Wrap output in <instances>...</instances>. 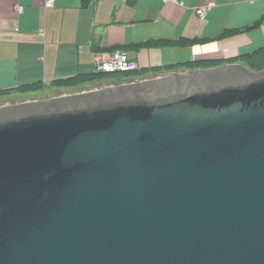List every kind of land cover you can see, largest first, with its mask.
Listing matches in <instances>:
<instances>
[{
	"label": "water",
	"instance_id": "95a60500",
	"mask_svg": "<svg viewBox=\"0 0 264 264\" xmlns=\"http://www.w3.org/2000/svg\"><path fill=\"white\" fill-rule=\"evenodd\" d=\"M0 264H264V69L1 105Z\"/></svg>",
	"mask_w": 264,
	"mask_h": 264
},
{
	"label": "crops",
	"instance_id": "0c3cea01",
	"mask_svg": "<svg viewBox=\"0 0 264 264\" xmlns=\"http://www.w3.org/2000/svg\"><path fill=\"white\" fill-rule=\"evenodd\" d=\"M228 28L244 30L216 38ZM152 39L172 43L134 45ZM263 47L264 0H0V103L114 82L109 76L55 84L99 75L97 55L115 48L139 61L145 78L170 72L162 70L167 66L181 71L191 69L184 63L230 61ZM37 84L42 87L18 90Z\"/></svg>",
	"mask_w": 264,
	"mask_h": 264
},
{
	"label": "trees",
	"instance_id": "16d2710c",
	"mask_svg": "<svg viewBox=\"0 0 264 264\" xmlns=\"http://www.w3.org/2000/svg\"><path fill=\"white\" fill-rule=\"evenodd\" d=\"M249 28V27H248ZM244 29H227L225 31H223L219 36H217L216 38H225V37H229V36H232L234 34H237L241 31H243ZM195 41V40H194ZM194 41H187V40H180L178 43H181V44H188L190 42H194ZM172 43V41L170 40H147L144 41V42H140V43H137V44H134L138 47L140 46H153V45H157V46H160V45H167L169 43ZM119 48V47H117ZM115 48V49H117ZM122 48V47H120ZM239 60H241L242 63L248 65L251 69H254V70H262L264 69V47L263 48H260L258 49L257 51H254L252 53H249V54H245L243 56H241L240 58H235V59H231L230 61H193V62H189V63H184L182 64L180 67H183V68H196V67H209V66H216L219 65V64H223V63H226V62H238ZM177 67L174 66V65H171V66H167L165 67V69H162V70H167V71H173L175 70ZM156 70H161V69H156ZM122 74L124 76H130V77H135L136 75H143L145 73L143 72H119V73H114V74H108V73H99V75L97 76H76V77H72V78H68V79H62V80H57L55 81V84L56 85H59V86H73V85H77L81 82H85L87 80H90L92 79L93 77L96 78V77H109V76H116L117 74ZM42 85L40 84H37V85H30V86H25L24 87H21L19 88L18 90L20 91H27V90H37L38 88H41ZM3 93V92H1ZM8 92H5L4 94H6ZM24 100L26 98H23Z\"/></svg>",
	"mask_w": 264,
	"mask_h": 264
},
{
	"label": "built area",
	"instance_id": "2783aa9c",
	"mask_svg": "<svg viewBox=\"0 0 264 264\" xmlns=\"http://www.w3.org/2000/svg\"><path fill=\"white\" fill-rule=\"evenodd\" d=\"M54 2L55 0H46L47 5H52ZM199 11L204 16L206 7L199 8ZM96 60V72L98 73L138 72L141 69V63L132 58L125 49H116L110 53L98 54Z\"/></svg>",
	"mask_w": 264,
	"mask_h": 264
},
{
	"label": "rangeland",
	"instance_id": "374dc122",
	"mask_svg": "<svg viewBox=\"0 0 264 264\" xmlns=\"http://www.w3.org/2000/svg\"><path fill=\"white\" fill-rule=\"evenodd\" d=\"M242 63V62H241ZM243 65H244V63H242ZM136 76H139V78H143L142 76L143 75H136ZM113 79H115V81H117V82H120L121 83V81H123L124 79H127V78H130V76H124V75H122L121 73L120 74H117L115 77H112ZM103 84H105V83H101V84H98L97 86H93L94 88L95 87H98L99 85H103ZM93 87H91V88H93ZM59 94H62V93H57V94H55V95H51V94H48V93H41L40 95H38V97H32V98H29V97H27L26 99H25V101L26 100H31V99H33V98H36V99H44V98H48V97H52L53 98V96H56V95H59ZM29 98V99H28ZM24 100V99H23ZM11 102V101H10ZM16 102H18V101H15V99H13L12 100V102L10 103V104H12V103H16ZM0 104H4L5 105V103H0Z\"/></svg>",
	"mask_w": 264,
	"mask_h": 264
},
{
	"label": "flooded vegetation",
	"instance_id": "af4514ba",
	"mask_svg": "<svg viewBox=\"0 0 264 264\" xmlns=\"http://www.w3.org/2000/svg\"><path fill=\"white\" fill-rule=\"evenodd\" d=\"M162 73V72H161ZM161 73H158V74H156V75H154V76H151V77H155V76H158V75H161ZM162 74H164V73H162ZM93 86H97V85H93ZM92 86V87H93ZM99 86H102V85H99ZM33 99H36V98H33ZM43 99V98H42ZM20 101H25V100H20ZM4 105V104H3ZM1 106V105H0Z\"/></svg>",
	"mask_w": 264,
	"mask_h": 264
}]
</instances>
